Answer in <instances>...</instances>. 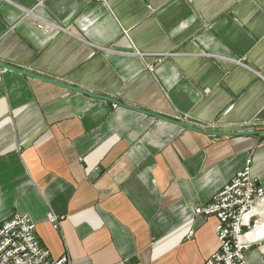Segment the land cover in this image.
Segmentation results:
<instances>
[{
  "label": "crops",
  "instance_id": "0c3cea01",
  "mask_svg": "<svg viewBox=\"0 0 264 264\" xmlns=\"http://www.w3.org/2000/svg\"><path fill=\"white\" fill-rule=\"evenodd\" d=\"M0 64L111 101L0 68V224L52 258L203 264L193 209L247 160L264 190V0H0Z\"/></svg>",
  "mask_w": 264,
  "mask_h": 264
},
{
  "label": "built area",
  "instance_id": "2783aa9c",
  "mask_svg": "<svg viewBox=\"0 0 264 264\" xmlns=\"http://www.w3.org/2000/svg\"><path fill=\"white\" fill-rule=\"evenodd\" d=\"M99 1V0H96ZM39 29L45 30L41 24ZM264 201V190L250 175V161L217 191L206 205L193 209L195 216L216 219L217 249L203 264H247L246 252L259 240L260 218L255 205ZM55 224V219L49 217ZM35 223L14 213L0 224V264H68L66 256L52 258L36 236Z\"/></svg>",
  "mask_w": 264,
  "mask_h": 264
},
{
  "label": "water",
  "instance_id": "95a60500",
  "mask_svg": "<svg viewBox=\"0 0 264 264\" xmlns=\"http://www.w3.org/2000/svg\"><path fill=\"white\" fill-rule=\"evenodd\" d=\"M0 68H2V69H7V70H13V71H15V72H17V73H20V74H22V75L29 76V77H32V78H36V79H39V80L44 81V82H47V83H54V84L62 85V84L56 83V82H54V81L48 80V79H46V78H43V77H41V76L34 75V74H31V73H28V72H23V71H21V70L14 69V68L8 67V66L3 65V64H0ZM62 86H63L65 89H68V90L73 91V92L81 93V94H84V95H87V96H91V97H94V98H100V99L107 100V101L111 102L110 99L107 98V97H103V96H99V95H93V94H90V93H88V92L82 91V90L77 89V88H74V87H70V86L68 87V86H66V85H65V86L62 85ZM182 127L187 128V129H190V130H194V128L191 127V126L182 125ZM219 135H227V136H231V135H234V134H230V133H227V134H226V133H224V134H219ZM237 135H238V134H237Z\"/></svg>",
  "mask_w": 264,
  "mask_h": 264
}]
</instances>
